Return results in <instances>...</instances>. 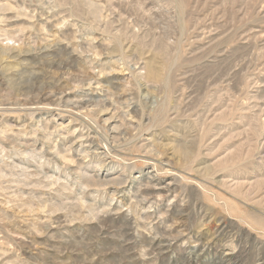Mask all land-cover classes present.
Returning a JSON list of instances; mask_svg holds the SVG:
<instances>
[{
  "label": "rangeland",
  "instance_id": "374dc122",
  "mask_svg": "<svg viewBox=\"0 0 264 264\" xmlns=\"http://www.w3.org/2000/svg\"><path fill=\"white\" fill-rule=\"evenodd\" d=\"M0 264H264V0H0Z\"/></svg>",
  "mask_w": 264,
  "mask_h": 264
},
{
  "label": "bare ground",
  "instance_id": "6f19581e",
  "mask_svg": "<svg viewBox=\"0 0 264 264\" xmlns=\"http://www.w3.org/2000/svg\"><path fill=\"white\" fill-rule=\"evenodd\" d=\"M85 108V107H84Z\"/></svg>",
  "mask_w": 264,
  "mask_h": 264
}]
</instances>
